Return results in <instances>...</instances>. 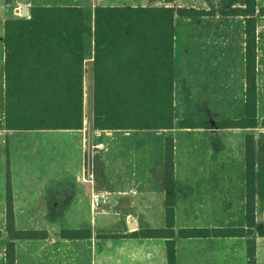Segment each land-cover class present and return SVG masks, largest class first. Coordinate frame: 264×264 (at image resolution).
Segmentation results:
<instances>
[{"label":"crops","instance_id":"crops-1","mask_svg":"<svg viewBox=\"0 0 264 264\" xmlns=\"http://www.w3.org/2000/svg\"><path fill=\"white\" fill-rule=\"evenodd\" d=\"M153 0H61L38 6L153 5ZM32 1H30L31 3ZM162 2V3H161ZM159 6L234 4L229 0H161ZM244 3V0H243ZM242 3V4H243ZM242 4L239 6L241 7ZM187 5V6H185ZM231 6L219 13L203 9L175 15L173 116L171 129L95 130L92 118L77 130H8L5 116V48L0 80V264H6V196L10 180L15 227L45 231L42 239L15 241L16 264H169L168 242H175V264H248L245 237L181 238L188 228H228L215 223L211 199L235 194L246 175V136L254 128H221L246 117L245 18ZM215 10V8H213ZM243 19L241 63L238 48L222 44V18ZM4 41V40H3ZM92 66L93 35L84 63ZM200 124L196 127H188ZM194 126V125H193ZM264 128V127H263ZM41 131L60 140L57 156L19 158L15 175L10 158L12 135ZM152 140V141H151ZM173 142L174 231H166V142ZM103 144L104 149L97 146ZM20 161V162H18ZM38 166L37 175L28 174ZM239 169L241 174H239ZM244 190L243 185L241 186ZM102 196L93 208V195ZM230 228V227H229ZM64 230L88 237L62 238ZM155 230H164L160 234ZM162 236V237H159ZM256 264H264V237L255 236Z\"/></svg>","mask_w":264,"mask_h":264},{"label":"trees","instance_id":"trees-1","mask_svg":"<svg viewBox=\"0 0 264 264\" xmlns=\"http://www.w3.org/2000/svg\"><path fill=\"white\" fill-rule=\"evenodd\" d=\"M167 3L172 0H166ZM244 17L246 117L219 123L221 128L258 127V18L264 7L244 0L230 10ZM198 15L194 9L150 6H34L25 17L4 23L5 116L8 130H77L84 124V63L93 35L91 86L95 130L171 129L173 116V44L175 15ZM90 29V30H89ZM186 124V123H185ZM188 127L200 126V124ZM194 125V126H193ZM262 126L264 127V120ZM1 127V123H0ZM247 227L181 229V238L245 237L248 264H256L255 142L246 136ZM166 231H174L173 142H166ZM6 264H16L15 241L42 239L45 231L15 227L10 180L6 196ZM164 230H155L160 234ZM2 232L0 231V238ZM62 238L88 237L64 230ZM162 237V236H159ZM168 261L175 264V242H168Z\"/></svg>","mask_w":264,"mask_h":264},{"label":"rangeland","instance_id":"rangeland-1","mask_svg":"<svg viewBox=\"0 0 264 264\" xmlns=\"http://www.w3.org/2000/svg\"><path fill=\"white\" fill-rule=\"evenodd\" d=\"M30 1H32L30 3ZM51 1L61 0H0V80L1 78V61L3 52V40H4V23L7 18L12 17H25L30 8L38 6ZM93 2H104L107 0H92ZM142 1V0H137ZM149 1V0H143ZM234 4H222L219 6L212 5H195L200 13L203 9H211V11L224 13L231 6L239 7L243 0H229ZM154 4H144L146 6H159L161 0H153ZM259 7H264V0H257ZM162 3V2H161ZM102 4H86L80 5L86 8H94ZM42 6V5H40ZM140 6V5H132ZM187 6V5H185ZM215 8V10L213 9ZM222 44L234 45L238 48V65L241 63V49L243 44V32L244 24L243 19L239 17L222 18L221 23ZM90 30V29H89ZM89 33H92L89 31ZM258 127L254 129L253 136L255 142V231L257 228L264 227V128L262 126L264 120V16L258 18ZM88 75V81H84L85 98H84V123L86 116L88 119L92 118V98H91V86H92V66L86 69ZM87 114V115H86ZM152 141V140H151ZM60 144V140L55 138L54 135H45L41 131H21L12 135L10 140V158L13 162L11 166L15 175L21 172L24 168L29 166L20 165L17 163L19 158H32V157H50L53 158L58 154L57 147ZM20 162V161H18ZM34 167L28 174L37 175L39 173L38 166ZM38 167V168H37ZM239 174L241 170L239 169ZM244 183L242 181L237 182L239 188L234 190L235 194L225 195L221 197H214L211 199L213 205L212 215L215 217V223L218 225L228 226V228H243L247 227L249 219L247 218V175H245ZM244 190H242V186ZM257 236L256 234L254 237ZM3 243L0 242V258L2 253Z\"/></svg>","mask_w":264,"mask_h":264},{"label":"built area","instance_id":"built-area-1","mask_svg":"<svg viewBox=\"0 0 264 264\" xmlns=\"http://www.w3.org/2000/svg\"><path fill=\"white\" fill-rule=\"evenodd\" d=\"M97 149L98 150H103L104 149V145L103 144L98 145ZM101 203H102V196L99 195V194H94L93 195V208H95V209L99 208Z\"/></svg>","mask_w":264,"mask_h":264}]
</instances>
